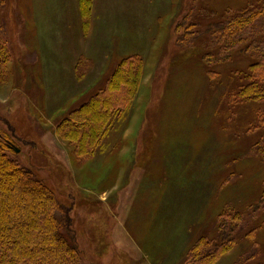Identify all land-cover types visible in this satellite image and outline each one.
Instances as JSON below:
<instances>
[{"label": "rangeland", "instance_id": "rangeland-1", "mask_svg": "<svg viewBox=\"0 0 264 264\" xmlns=\"http://www.w3.org/2000/svg\"><path fill=\"white\" fill-rule=\"evenodd\" d=\"M26 1L5 0L0 10L12 55L8 77L0 79V131L19 150L11 147L6 153L22 166H39L47 187L61 194L58 206L72 218L82 264H175L168 263L175 261L176 250L166 239L176 238L184 224L197 223L196 214L203 208L214 212L206 237L216 239L221 220L236 223L229 214H248L264 197V95L256 99L241 95L249 82V65L255 61L251 50L240 53L238 41H209L214 40L210 34L179 49L175 32L182 21L205 30L209 20L235 14L256 0H91L88 20L82 19L77 0L80 36L72 49L73 84L68 75V0H57L56 5L45 0L47 9L34 12L47 50L55 51L45 57L44 52L38 54L49 59L42 72L46 84L39 83L42 62H35L37 54L28 41L31 28L22 21L28 12ZM96 14L99 18L93 21ZM262 21L255 23L264 29ZM108 34L117 37L112 39L113 53H108ZM129 54L140 56L143 66L127 115L111 124L93 159L74 160L71 147L54 133L55 124L68 113V105L59 109L68 102V88L76 84L84 89L95 81L91 94L104 87L99 74L104 77L107 72L98 67L105 58L107 64ZM86 57L88 64L81 59ZM78 61L81 77L75 72ZM260 85L264 87V82ZM86 96L70 103L77 106ZM85 117L80 121L89 123ZM125 127L124 140L137 148L130 164L128 156L119 159L112 139ZM173 137V142L162 143ZM229 156L231 163L223 165ZM248 219V228H243L245 221L235 226L229 251L213 264L264 263V209ZM145 226L150 237L139 244L143 230L137 228Z\"/></svg>", "mask_w": 264, "mask_h": 264}, {"label": "trees", "instance_id": "trees-1", "mask_svg": "<svg viewBox=\"0 0 264 264\" xmlns=\"http://www.w3.org/2000/svg\"><path fill=\"white\" fill-rule=\"evenodd\" d=\"M4 1L0 0V10L4 7ZM78 2L82 19L88 20L86 15L90 13L91 0ZM8 14L13 20V10H9ZM262 18L264 0H256L235 14L209 20L205 30L182 21L176 27V43L179 49L188 48L205 34L214 36L215 41L212 38L209 41L215 43L238 41L239 52L246 54L251 50L250 54L255 58L254 63L249 65V82L241 95L260 98L264 95V87L260 85L264 82V29L259 28L260 24L255 21ZM1 20L3 23L2 15ZM6 24L3 23V27L0 25V75L3 76L0 79L4 80L8 77V63L12 58L10 41L5 40L8 37ZM10 25L15 37L14 20ZM139 57L124 55L105 77L104 87L98 88L79 105L69 109L67 115L55 124V135L68 143L71 154L78 161L93 159L104 146L111 124L127 115L140 86L143 65ZM81 59L86 64L91 62L87 57ZM77 67H83L79 61L75 72L76 76L81 77L83 74L77 72ZM85 116L89 118V123L88 120L80 121L79 118ZM9 142L8 136L0 131V264H82L81 250L71 225L72 218L66 208L58 206L61 194L47 187L46 176L40 173L39 166L28 168L11 158L6 153L12 147ZM258 209H264L263 196L253 204L248 214H229L236 223L221 220L218 225L220 234L216 239L202 237L196 240L187 251L184 264L215 263L229 251V244L233 242L229 238L235 226L245 221L243 228H248V216Z\"/></svg>", "mask_w": 264, "mask_h": 264}, {"label": "crops", "instance_id": "crops-1", "mask_svg": "<svg viewBox=\"0 0 264 264\" xmlns=\"http://www.w3.org/2000/svg\"><path fill=\"white\" fill-rule=\"evenodd\" d=\"M26 4H28V12L26 11V15H25L26 18H24L22 21H23L24 24L25 23L28 24V26L31 28L29 30L30 34L28 35V41H30V43L33 45L34 50L32 52H35L37 54V57L35 58L36 59L35 62H38V61L42 62L41 66H40V69L38 68L39 69V76H40V72L41 73L43 72V65L45 64L44 68H46L47 64H49L48 63L49 59L42 60L41 57L38 54L44 52L43 56L45 57L46 54L47 55H52V54L55 53V51L54 50H47L48 48H46L45 44H48V43H46V42H44L42 40V38H41V34L42 33L38 32V29H40V24L36 21V16H35L34 12L39 11V10L42 9L41 13H43L44 8L47 9V6H45V5L49 4V3H47L45 0H27ZM56 4H58V1L54 0V5H56ZM40 5H42V8H40ZM77 5H78L77 0H68V26L66 27L68 29V47L70 46V50H68V69H69L68 75H69V80L71 81L72 84H73V82H72V74H71L70 71L73 68V62H74L75 56H76V52H72V49H73V47L76 44L75 42L77 41V39L80 36V33H79V30H80V15H79L78 10H77ZM110 10L113 12L112 8ZM98 18H99V16L96 14V16H93V21H95ZM31 21H32V23H31ZM44 21L45 20H43V22ZM50 21H51V17H50ZM56 22H57V20L55 18H52V23L55 24ZM113 36H114V34H108V42H109L108 43L109 44L108 45V53L109 52L113 53V52L116 51L114 47L112 48V46H113V42L112 41L114 39H115V41H117L116 40L117 37L115 36L114 39H113ZM125 40L126 39H123V41H125ZM118 46H119L120 50L123 49V46L121 47V41L118 43ZM89 51L90 50H88V52ZM97 51H100V50L97 49ZM51 58H53V57L51 56ZM54 59L58 61V66L60 67L59 60L56 57ZM107 61H108V58H105V64L103 66H101V67H98V68L99 69L102 68L103 70H106L105 68H107V64H106ZM49 68H52V67H49ZM73 70H74V68H73ZM110 71H108V72H110ZM108 72H107V74H108ZM107 74L105 75V77L107 76ZM99 76H100V78L102 77L101 74H99ZM105 77H102L101 79L104 81ZM41 78H42V80H40L39 83L43 84V82H44V84H46L45 83V79L47 80V78L44 77L43 73L41 75ZM98 81H100L99 78H98ZM94 82L89 84L84 89H82V87H77L76 84H74L73 87H69L68 88V102L66 104H62L61 106H59V109L62 110L64 108L63 106H66V105H68V110L71 109L72 107H74V105H72L73 103H70V102L74 101V98L75 99L78 98L80 100L85 95L88 96L90 94L89 92H91V88H93L92 85L94 84ZM75 83H77L76 80H75ZM98 84H100V83L98 82ZM44 96H45V94L43 95V98H42V104L44 106H46L44 104V100H45ZM87 96H86V98H87ZM131 119H132V117H131ZM127 128L125 127L122 130V132H119L118 135L112 136V139L117 143V147L119 149L117 154H118L119 159H124V158H126L128 156L129 157L128 164H130L131 163V159L130 158L133 157V159L136 160L137 148H136V144L135 145L130 144V141H128V139L124 140V134L127 131ZM174 138L175 137L171 138L170 139L171 141L162 140V143L173 142ZM177 138H178V141H179V136H177ZM74 160H75V158H74ZM230 161H231V159H230V156H229V157H227V158H225L223 160V165H228L229 163H231ZM99 163H100V161L98 162V165H99ZM122 166L123 165H121V167ZM123 169L125 170L126 168L124 167ZM120 172L122 174V171H120ZM120 172L117 174V176L113 180V183H112V187L113 188H116L115 182H117L119 180L118 178H120V176H121ZM224 172H226V171H224ZM99 176L101 177L102 175H99ZM104 191L105 190H103L102 192H104ZM196 215H197V220H198L197 223L191 222V223H188V224L187 223L184 224L177 231L178 236L176 238H174V239H166L167 241H173L174 242L175 245H172L173 242H170L169 247L173 250V248H174L173 246H175V250H176L175 261H169L168 263L175 262V264L176 263L177 264H184L185 256L184 255L181 256L182 255V251L184 250L183 254H185V250L187 249V246L191 245L193 243L194 239H196V238L198 239V238L207 236V234H208V232H209V230L211 228L212 222L214 220V217H215V216H213L214 212L213 211L209 212L208 208H207V211H206V208H203L202 211L200 212V214H196ZM171 222L172 221H170L169 224ZM169 224H168V227H169ZM146 228H148V227L145 226L144 228H137V232H141L143 230V232L141 233V236H142L141 239L142 240H141V242L139 244H146L147 239H149V237H150L148 232L145 231ZM180 237H181L182 240H179ZM179 241H182L183 243H179ZM165 242L166 241L164 240V238H162V242L161 243H165ZM180 244H182V245H180ZM180 248H181V251H180ZM165 254H169V253L166 251Z\"/></svg>", "mask_w": 264, "mask_h": 264}, {"label": "bare ground", "instance_id": "bare-ground-1", "mask_svg": "<svg viewBox=\"0 0 264 264\" xmlns=\"http://www.w3.org/2000/svg\"><path fill=\"white\" fill-rule=\"evenodd\" d=\"M125 39V38H124ZM120 58V57H119ZM110 62L107 63V68L106 69V72L110 71V70H113L116 66H117V59H114V60H109ZM105 72V73H106ZM103 77V76H102ZM105 77V76H104ZM220 180V179H219ZM147 231V228L146 230Z\"/></svg>", "mask_w": 264, "mask_h": 264}, {"label": "water", "instance_id": "water-1", "mask_svg": "<svg viewBox=\"0 0 264 264\" xmlns=\"http://www.w3.org/2000/svg\"><path fill=\"white\" fill-rule=\"evenodd\" d=\"M15 152H18L19 150L17 148L12 147Z\"/></svg>", "mask_w": 264, "mask_h": 264}]
</instances>
